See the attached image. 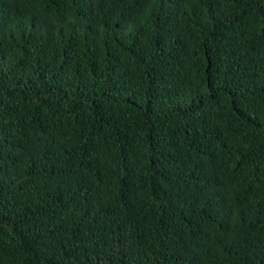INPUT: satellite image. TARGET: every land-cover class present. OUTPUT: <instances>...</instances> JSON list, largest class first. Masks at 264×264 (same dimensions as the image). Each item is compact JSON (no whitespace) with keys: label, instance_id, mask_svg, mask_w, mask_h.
Listing matches in <instances>:
<instances>
[{"label":"trees","instance_id":"trees-1","mask_svg":"<svg viewBox=\"0 0 264 264\" xmlns=\"http://www.w3.org/2000/svg\"><path fill=\"white\" fill-rule=\"evenodd\" d=\"M0 264H264V0H0Z\"/></svg>","mask_w":264,"mask_h":264}]
</instances>
